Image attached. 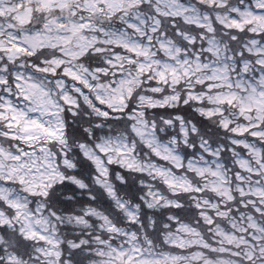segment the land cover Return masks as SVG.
<instances>
[{
	"label": "snow or ice",
	"instance_id": "6c2138e0",
	"mask_svg": "<svg viewBox=\"0 0 264 264\" xmlns=\"http://www.w3.org/2000/svg\"><path fill=\"white\" fill-rule=\"evenodd\" d=\"M0 264H264V0H0Z\"/></svg>",
	"mask_w": 264,
	"mask_h": 264
}]
</instances>
